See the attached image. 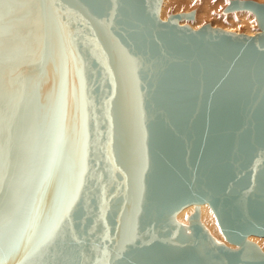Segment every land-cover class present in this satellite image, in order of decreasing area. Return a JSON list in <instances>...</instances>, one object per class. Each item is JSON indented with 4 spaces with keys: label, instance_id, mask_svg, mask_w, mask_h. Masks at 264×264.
<instances>
[{
    "label": "water",
    "instance_id": "95a60500",
    "mask_svg": "<svg viewBox=\"0 0 264 264\" xmlns=\"http://www.w3.org/2000/svg\"><path fill=\"white\" fill-rule=\"evenodd\" d=\"M160 4L16 0L0 19V37L30 33L0 50V215L11 192L20 211L0 227V264H264L247 239L264 236V3L225 7L251 11L253 35L179 23L193 11L161 20ZM204 202L236 247L203 229ZM189 204L187 234L174 216Z\"/></svg>",
    "mask_w": 264,
    "mask_h": 264
},
{
    "label": "bare ground",
    "instance_id": "6f19581e",
    "mask_svg": "<svg viewBox=\"0 0 264 264\" xmlns=\"http://www.w3.org/2000/svg\"><path fill=\"white\" fill-rule=\"evenodd\" d=\"M172 2L177 3V4L183 3V2H181L179 0L178 1H175V0H161V4H160V8H159V18L161 20H165L167 18L166 17V12L168 10V7H171L170 6V3L172 4ZM186 4H188V3H186ZM232 11H234V10H232ZM178 13H181V12H178ZM184 13H187V12H184ZM193 13H194V11H193ZM199 13H203L205 16H209L210 15L209 14V10L207 8L205 10L202 8ZM238 13H239V16L241 17L239 23H237L236 21H234L233 23H230L228 25L223 26L222 29L227 30V31H232V32L240 33V29L241 28H239V27L240 26H243L244 27V29H243L244 32L243 33L248 34V35H253V34L257 33L260 30L259 28H253V23L256 22L255 21L256 19H255V15L252 12H250L247 9H238ZM197 15H198V17H196V15L195 16L193 15V19L194 20L200 19V15L199 14H197ZM186 19L187 18L180 19L179 23L180 24H188L193 29H197V27L200 26V25L196 26V24L193 23L194 20H192V19H187L186 20ZM38 21H40V19H38V20L32 19L30 21V23L34 25L33 26V37L34 38H37V36L39 34L40 25L38 24ZM0 25H7V21L0 20ZM2 28H4V27H2ZM243 30L241 29V31H243ZM14 33H16V29H14ZM14 33H13L12 39L7 38V36L0 37V50H2L3 48H5L6 46H10V45L11 46H13V45L14 46H19V45H21V44H23L25 42H28L30 40V33L28 31H22L15 38H14ZM32 45H34V43H32ZM126 59L127 58L123 59L120 63L117 64V67H118L119 70H120V67L127 61ZM48 67H49V70L47 72V75H50L51 74V69H52V64H49ZM32 71H34V70L32 69ZM70 72H71V70H70ZM130 72L131 73H129L128 75L134 74L132 70ZM68 75H67V78H68ZM29 76L31 78H34L35 77V73L31 72ZM69 83L70 82H68V85H69ZM23 85H24L23 82H19V81L12 82V95H10L12 102H10V103L8 102L5 105V112L8 115V118H9V121H10V124H9L10 128L13 127V124L12 123L15 120L14 117H16V115H14L16 113V110H17L15 108V105H16L18 99H19V97L16 96V95L19 94V92L21 90V87ZM136 87H137L136 84L129 85L128 87L123 86L122 87L123 90H122L121 95H120V101L122 103H125L127 101H130L129 103H132L133 100L130 99L132 95H136V96L139 97V91H138V89ZM3 93L6 96L8 95V88H7V86L4 87ZM138 97H136V99H138ZM130 113H132V112L130 111ZM38 143L35 144V150H36V147H37ZM52 152H55V151L52 150ZM69 163L71 164L72 162L70 161ZM60 164L63 165V162H60ZM46 170H47V167L45 168L44 172ZM52 173H54V171ZM136 175H137V173H136ZM137 186H138V184H135L133 182H131L130 185H129V190L126 193V195H128L129 197H126V198L127 199H130L131 202H133L132 200L137 197V194H136ZM14 189L15 188H11L10 190H14ZM66 198H64V200H63V202L66 205H68V203L70 205V202H72L73 200H75V199H72V201L69 202L68 200H66ZM45 203L46 202H42V203L40 202V203L36 204L37 205L36 213H39L41 217H43V215H44ZM130 204H132V203H130ZM4 205H6V210H4L5 211V215H3V214L0 215V227L2 226V223L5 224L6 217H8L9 219H11L13 222H17L18 218L20 217V211H18V209L16 208L15 195L12 192L10 193L9 197H7V202L4 203ZM194 207H195L194 204H189V205L183 207L174 216V219L182 226L183 230L187 234H189V232H190L188 217L194 211ZM199 219H200V223L203 226V229L206 230L207 233L217 243H223V244H225V245H227V246H229L231 248L236 247L235 244L229 243L228 241L225 240L224 235L222 234V232L220 230V227L218 225V222H217V219L215 217V214L212 211V209L210 208V206L208 205V203H206V202L201 203L199 205ZM38 220L41 221L40 219H38ZM0 234L7 235L9 237L12 236L9 232H7L5 230H0ZM247 239L250 240V241H252V242H254V243H256L258 245V247L264 252V236L252 235L251 234V235H248ZM111 254L112 253H108V255H111Z\"/></svg>",
    "mask_w": 264,
    "mask_h": 264
},
{
    "label": "rangeland",
    "instance_id": "374dc122",
    "mask_svg": "<svg viewBox=\"0 0 264 264\" xmlns=\"http://www.w3.org/2000/svg\"><path fill=\"white\" fill-rule=\"evenodd\" d=\"M179 1L183 3L177 4L172 2L173 5L170 3L171 7H168V10L166 12V17H168L169 14H173V13L194 11L195 13L194 16L196 15V17H198L197 14L200 15V19H196V20L192 19L194 20L193 23H195L196 26L198 25L201 26L203 24L209 23L213 27H220V28L230 23H233L234 21L239 23L241 18L239 16L238 10L228 11V12L225 11V7L229 3V0H179ZM253 1H256L258 3H264V0H253ZM202 8L204 10L207 8L209 10L210 15L205 16L203 13H199ZM239 28H241L242 30L244 29L243 26H240ZM253 28H258L256 22L253 23ZM241 29H240V33H243L244 30L241 31Z\"/></svg>",
    "mask_w": 264,
    "mask_h": 264
},
{
    "label": "snow or ice",
    "instance_id": "6c2138e0",
    "mask_svg": "<svg viewBox=\"0 0 264 264\" xmlns=\"http://www.w3.org/2000/svg\"><path fill=\"white\" fill-rule=\"evenodd\" d=\"M16 9V0H0V19L6 16L14 15ZM253 75L264 84V65L258 70H254Z\"/></svg>",
    "mask_w": 264,
    "mask_h": 264
}]
</instances>
